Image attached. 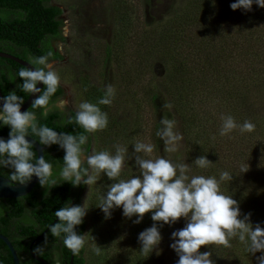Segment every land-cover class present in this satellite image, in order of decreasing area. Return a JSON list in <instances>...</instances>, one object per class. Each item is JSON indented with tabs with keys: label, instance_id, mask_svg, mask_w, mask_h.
Masks as SVG:
<instances>
[{
	"label": "rangeland",
	"instance_id": "rangeland-1",
	"mask_svg": "<svg viewBox=\"0 0 264 264\" xmlns=\"http://www.w3.org/2000/svg\"><path fill=\"white\" fill-rule=\"evenodd\" d=\"M197 1L201 3V0H49L46 5L61 12L58 16L61 22L59 39H50L49 45L57 54L50 62L60 76L62 93L50 103L48 112L56 111L63 118L69 112H76L82 101L96 104L104 96L105 86L111 84L115 88L112 104L98 105L102 112L107 113L108 125L92 134L93 141L87 152L108 150L114 154L115 147L120 146L127 148L130 155L132 145L141 141L154 145L151 158L163 156L174 163L184 160L186 164H191L190 156L193 158L194 143L190 139L189 143L183 139L178 151L171 153L164 151L162 141L158 146L154 142L156 117L149 100L153 93H160L165 103L171 105L167 109L172 115L171 120L176 121L175 130L180 134L177 109L182 113H193L197 123L206 128L205 134L210 133L211 136L221 127V116L240 120L238 125L250 121L255 125L252 136L262 139L263 154L260 158L249 163L247 133L241 134L238 129V134H235L238 146L235 148L241 152L244 150L245 161L240 155L227 162L219 146L206 155L212 162L207 169L191 165L192 175L219 179L220 172H229L233 178L230 182H222L220 190L232 188L239 181L241 184H235L239 187L236 194L250 196L246 187L250 184L251 169L258 171L264 167V8L253 3L251 11H233L230 2L223 5L224 0H211L213 7L225 13L215 22L216 28L200 29L203 19L201 16L197 18L194 9L192 15L197 21L184 23L183 31L177 29L171 36L168 30H161L169 27L175 17L188 13L187 7L191 3L202 14ZM141 36L151 41L150 47H140ZM203 39L208 40L206 46H202ZM237 45L246 50L235 56ZM217 53L222 56L216 57ZM226 54H231L234 59ZM26 58L32 60L30 56ZM179 59L188 66L185 75L175 73L177 61L181 62ZM174 80L177 81L175 86ZM230 93L242 97L233 99ZM60 99L68 101L64 111L55 107ZM112 120L113 123L110 122ZM193 131L197 133L198 129ZM228 135L219 139V144L228 140ZM199 137L198 141L202 137L200 133ZM201 142L204 143V139ZM242 167H248V170L241 172ZM137 175L138 169L127 161L119 179L127 180ZM110 183L113 181L101 175L90 189L82 186L77 202H70L71 205L84 203L89 207L84 233L87 234L86 264H176L178 257L169 247L173 243L170 237L173 231L185 226L184 219L171 226L158 225L161 242L151 253H144L140 250L138 234L152 226L151 213L145 214L141 223L134 224L132 221L136 217L127 219L122 215V208H116L111 217L105 219L104 213L96 206ZM251 192L255 205L247 209L239 207L241 218L250 213L251 223H259L264 228V217L260 216H264V184ZM251 212L258 217H252ZM96 245L101 249L99 255L93 251ZM217 250L219 246H202L200 252L211 251L214 264H256V257L261 255L259 252L255 256L250 255L251 261H247L249 253L241 243L237 249L231 247L230 254H221V262L216 263L214 256Z\"/></svg>",
	"mask_w": 264,
	"mask_h": 264
},
{
	"label": "clouds",
	"instance_id": "clouds-1",
	"mask_svg": "<svg viewBox=\"0 0 264 264\" xmlns=\"http://www.w3.org/2000/svg\"><path fill=\"white\" fill-rule=\"evenodd\" d=\"M253 3L264 8V0H236L230 8L233 11H251ZM51 55L50 52L34 57L30 61L34 67H22L16 74L22 81L20 91L35 97L31 102L32 111H21L24 98L17 95L16 90L0 98V126L9 128L7 141L0 139V167L10 170L8 182L26 185L36 177L45 189L65 182L73 187L86 185L90 189L103 175L113 181L96 206L104 213L105 219L110 218L116 208H122V215L127 219L136 217L132 221L134 224L141 223L145 214L151 213L152 226L138 234L142 252L151 253L157 248L162 239L159 227L171 226L183 218L185 226L173 231L170 237L173 243L169 247L178 257L176 264H214L212 252H200L201 247L230 248L232 239L244 244L252 256L259 252L257 264H264V228L259 223H251L250 213L241 218L238 202L220 190L221 183L230 182L233 176L227 171L220 172L219 179L192 175V164L199 169H207L212 164L206 156L197 157L192 164H186L184 160L174 163L163 156L151 158L154 145L141 141L132 145L130 155L127 148L120 146L115 147L114 154L108 150L87 152L84 147L88 141L86 134L102 131L108 125V115L98 105L112 104L115 88L111 84L105 86L104 96L96 104L82 101L76 107L75 117H69V123H74L86 134L57 132L46 125H39L35 110L41 109V114L47 116L51 98L61 82L50 62ZM38 84L43 87H38ZM67 106L66 99L55 104L60 111ZM163 107L171 108V105ZM221 121L220 136H226L237 128L241 134L255 130L252 122L244 121L237 125L232 116H221ZM159 124L161 127L155 134L163 142L164 151H178L183 136L175 130L176 121L162 117ZM29 130L39 138V145H58L63 150V164L57 175H53V165L43 155L34 157L33 143L27 139ZM127 161L138 169L139 175L127 180L119 179ZM247 170L248 167L241 168V172ZM88 209L84 203H68L55 211L57 222L48 228L53 237L62 239L73 256H78L87 243V234H78L75 229L83 223ZM47 243L45 234L43 244L33 248V254L42 256ZM93 251L99 255L101 249L96 245ZM55 264H60L59 259Z\"/></svg>",
	"mask_w": 264,
	"mask_h": 264
},
{
	"label": "trees",
	"instance_id": "trees-1",
	"mask_svg": "<svg viewBox=\"0 0 264 264\" xmlns=\"http://www.w3.org/2000/svg\"><path fill=\"white\" fill-rule=\"evenodd\" d=\"M48 1L49 0H0V52L15 55L24 60L27 59L26 56H30L33 59L34 57L47 55L50 52L52 53L49 57L50 60H54L57 57V54L53 52L49 45V40L59 39V27L61 22L58 19V16L61 12L56 7L47 6L46 3ZM210 1L211 0H201V3L200 1H197V6H199V9H202V14L199 13L195 4L191 3L192 5L187 7L188 13H183V15L181 14L175 17L173 22L169 23V27L167 26L166 29L161 30H168V35L171 34V36L174 35L177 29L178 31H183L184 23L192 24L194 21H197V19L192 15V13H194V9L197 12V18L199 19L201 16L203 19V24L200 26V29L207 31L209 29H213V26L216 28L217 23L215 25V22L224 17L225 13L223 11L220 13V10L213 7V4H211ZM227 2H230L231 4L236 2V0H224L222 3L225 5ZM166 31L162 36L165 35ZM203 41L204 43H202V46H206L208 40L203 39ZM139 45L140 47H150L151 41L149 42V40L144 39V37L141 36ZM245 50L246 49L241 45L238 46V49L236 48L235 50V56H238L239 51L244 52ZM108 51L109 48L106 49L107 55ZM215 56L220 58L222 54L217 53ZM226 56L234 59L231 54H229V56L226 54ZM179 60L181 62L176 60L177 67L175 73L185 75L187 74L188 66H186L183 62V59ZM21 68V66L9 60L7 61L0 58V92L2 97L6 96L9 91L16 90L17 95L22 96L24 100L27 98L28 94L20 91L19 85L22 81L16 76L17 72ZM179 80H181L180 77ZM176 82L177 81L175 80L173 81L174 86ZM61 93L62 91L58 87L57 92L51 98L50 103L58 99L61 96ZM230 94L233 99H240V97H242H238L232 93ZM149 100L152 104L153 115L156 117V121L153 126V138L155 144L158 146V143L161 142V140L155 133L161 127L159 121L162 117L172 119V115L167 108L163 107L166 103L163 97L160 96V93H153ZM245 108L248 112H250L248 105H246ZM27 110H33L31 105L27 108ZM35 112L39 125H46L57 132H67L73 135L86 134L83 133V129L79 128L74 123H69V117L74 118L75 112H69L67 116H64L63 118H61V114L56 111L48 112L46 117L41 114V109H36ZM176 113L179 115L180 129L183 134V139L185 141L190 139L194 143V147L191 152L193 158L191 156L189 157L191 164L197 157L201 155L206 156L210 150L215 151L216 149H219V146L223 150V156L227 162L234 161V158H238L240 155H243L244 161L247 159H245L244 150L241 152V150L239 151L235 148L238 146L235 143V134H238L239 131L237 130L239 128L233 130L228 135L229 139L225 140L226 142L224 141L219 144V139L224 138V136L219 135L220 128L216 130L217 133L213 134L214 136H211L210 133L205 134L206 128L204 129L197 123L196 116H194L193 113H182L179 112L178 109L176 110ZM234 120L238 125L240 120L235 118ZM110 122L113 123V120ZM193 129H198V132L195 133ZM8 133V127L0 126V135H8ZM199 133L202 135L200 141H198L200 138ZM86 135H88V141L84 147L87 150L89 144L93 141V136L92 134ZM29 136L38 142L39 138L32 135L30 130ZM203 139L204 143L201 142ZM247 139L249 141V148L247 147L250 159L249 163H252L254 159L260 158V155L263 154V145H260L262 139H257L252 136L251 133H247ZM207 146H209L210 149H207ZM42 147L44 148L43 156L46 161L52 163L53 175L55 176L58 174L59 168L63 164L62 158L64 152L58 147V145ZM31 150L33 151L35 157L34 150ZM252 166L253 164L251 167ZM253 169L255 168L251 169V178L248 181L250 184L246 187L250 196H244L243 194L242 197H240L236 194L239 187L235 184H241L239 181H236L232 188H221V192L224 195L233 196L237 200L239 207H242L243 209H247L255 205L252 199L253 195H251V190H253V188L260 189L264 184V167L263 169H258V171ZM9 171L10 170L7 168L0 167V177L8 180ZM82 186L83 185L73 187L70 183L65 182L55 187L45 189L42 188L37 181L33 189L23 197L15 199H0V232L8 236L9 239H12L13 244L17 246L16 250L19 256L25 257L26 260L21 261L20 264H40L30 257L29 251L33 254V248L37 245L43 244L45 234H47L48 243L44 254L42 256H36L33 254L34 256L45 261L47 264H54L56 259H59L60 264H86V246H84L78 256H73L72 253L63 245L62 239L53 237L48 231L49 226L57 222L55 211L66 206L72 200L77 202V195L79 191H81ZM254 216L258 217L256 214L252 213V217ZM260 216L264 217L263 215ZM85 228L86 220L84 217L83 223L77 226L75 230L78 234H84ZM42 233L43 235L40 236ZM38 236L40 237L38 238ZM23 239H28V242L23 243ZM33 240H35V242L31 244ZM230 243L231 247H235V249H237L238 245L241 244L238 239H232ZM230 248L219 246V250L216 251V256H214V261H216V263L221 262L219 261V258L223 257L221 254H230ZM250 255L251 254H249L246 258L248 259L247 261H251ZM0 264H13L9 252L1 241ZM248 264L255 263L249 262Z\"/></svg>",
	"mask_w": 264,
	"mask_h": 264
},
{
	"label": "water",
	"instance_id": "water-1",
	"mask_svg": "<svg viewBox=\"0 0 264 264\" xmlns=\"http://www.w3.org/2000/svg\"><path fill=\"white\" fill-rule=\"evenodd\" d=\"M0 58L5 59V60H9V61L21 66V67H28V68L34 67L28 61L23 60V59H19V58L15 57L11 54H8V53L0 52ZM38 87L42 88V85L38 84ZM0 98H2L1 92H0ZM34 98H35L34 96L28 94L27 98L24 100V104L21 106V111L27 110V108L31 105V102ZM0 107H2V99H0ZM8 138H9L8 135H0V139H4L5 141H7ZM27 139L33 143L32 149L35 152V157L39 158L41 155H43V151H41V149H44V148L42 146H40L39 143L35 139L31 138L30 136L27 137ZM37 181H38L37 178L33 177L32 180L30 182H28L26 185H21L18 183H16V184L10 183V182H8V180L6 178L0 177V199H15V198L23 197L33 189V187L35 186ZM43 233L40 236H42ZM40 236H38V238ZM38 238H36V239H38ZM35 240H33V242H31V244H33L35 242ZM0 241L5 245L7 251L9 252V254L12 258V263L18 264L17 255L15 254L13 246L11 245L9 240L5 236L0 234ZM29 255L33 260L37 261L38 263L47 264L45 261L34 256L32 254V252H30V251H29Z\"/></svg>",
	"mask_w": 264,
	"mask_h": 264
},
{
	"label": "flooded vegetation",
	"instance_id": "flooded-vegetation-1",
	"mask_svg": "<svg viewBox=\"0 0 264 264\" xmlns=\"http://www.w3.org/2000/svg\"><path fill=\"white\" fill-rule=\"evenodd\" d=\"M13 56H15V55H13ZM15 57H17V56H15ZM17 58H19V57H17ZM19 59H21V58H19ZM24 60V59H23ZM26 61H28L29 63H30V61L29 60H27V59H25ZM8 61V60H7ZM0 234L1 235H3V236H5L8 240H9V242L11 243V245L13 246V249H14V251H15V254L17 255V258H18V264H20L21 263V261H25L26 259H25V257H22V256H19V254L17 253V250H16V245L15 244H13V240L12 239H9L8 238V236H6V235H4V234H2L1 232H0ZM28 242V239H23V243H27Z\"/></svg>",
	"mask_w": 264,
	"mask_h": 264
}]
</instances>
